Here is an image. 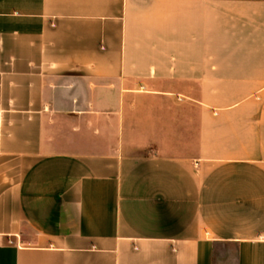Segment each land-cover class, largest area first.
<instances>
[{
	"label": "crops",
	"instance_id": "0c3cea01",
	"mask_svg": "<svg viewBox=\"0 0 264 264\" xmlns=\"http://www.w3.org/2000/svg\"><path fill=\"white\" fill-rule=\"evenodd\" d=\"M0 264H264V0H0Z\"/></svg>",
	"mask_w": 264,
	"mask_h": 264
}]
</instances>
